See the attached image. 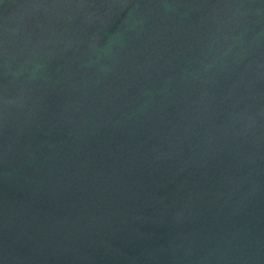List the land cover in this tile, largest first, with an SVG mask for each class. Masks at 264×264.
Wrapping results in <instances>:
<instances>
[{"label": "water", "instance_id": "water-1", "mask_svg": "<svg viewBox=\"0 0 264 264\" xmlns=\"http://www.w3.org/2000/svg\"><path fill=\"white\" fill-rule=\"evenodd\" d=\"M0 264H264V0H0Z\"/></svg>", "mask_w": 264, "mask_h": 264}]
</instances>
